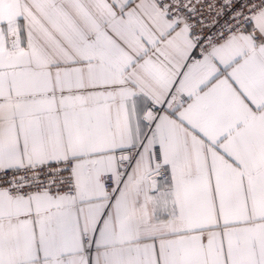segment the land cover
<instances>
[{
    "label": "snow or ice",
    "instance_id": "1",
    "mask_svg": "<svg viewBox=\"0 0 264 264\" xmlns=\"http://www.w3.org/2000/svg\"><path fill=\"white\" fill-rule=\"evenodd\" d=\"M0 264H264V0H0Z\"/></svg>",
    "mask_w": 264,
    "mask_h": 264
}]
</instances>
